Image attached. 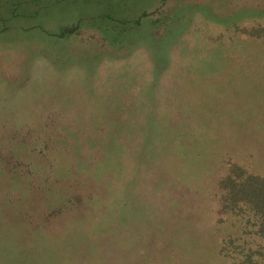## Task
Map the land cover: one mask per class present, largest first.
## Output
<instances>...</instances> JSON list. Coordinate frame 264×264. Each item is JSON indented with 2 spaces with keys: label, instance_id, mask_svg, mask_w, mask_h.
Masks as SVG:
<instances>
[{
  "label": "rangeland",
  "instance_id": "374dc122",
  "mask_svg": "<svg viewBox=\"0 0 264 264\" xmlns=\"http://www.w3.org/2000/svg\"><path fill=\"white\" fill-rule=\"evenodd\" d=\"M229 162L264 173V0H0V264H237Z\"/></svg>",
  "mask_w": 264,
  "mask_h": 264
},
{
  "label": "trees",
  "instance_id": "16d2710c",
  "mask_svg": "<svg viewBox=\"0 0 264 264\" xmlns=\"http://www.w3.org/2000/svg\"><path fill=\"white\" fill-rule=\"evenodd\" d=\"M72 28L64 27L63 31L69 32ZM228 164L217 181L220 192L217 195L223 212L239 217L244 232L256 237L255 240L260 239L255 246L243 239L238 245L239 251L232 258L237 264H264V245L261 244L264 241V173L249 171L239 162ZM233 241L235 238L227 237L223 241L224 247L230 248Z\"/></svg>",
  "mask_w": 264,
  "mask_h": 264
}]
</instances>
